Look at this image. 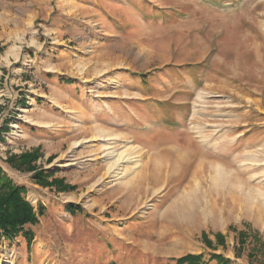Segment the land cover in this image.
Returning <instances> with one entry per match:
<instances>
[{
	"label": "rangeland",
	"instance_id": "obj_1",
	"mask_svg": "<svg viewBox=\"0 0 264 264\" xmlns=\"http://www.w3.org/2000/svg\"><path fill=\"white\" fill-rule=\"evenodd\" d=\"M0 166L41 208L0 264H264V0H0Z\"/></svg>",
	"mask_w": 264,
	"mask_h": 264
},
{
	"label": "trees",
	"instance_id": "obj_2",
	"mask_svg": "<svg viewBox=\"0 0 264 264\" xmlns=\"http://www.w3.org/2000/svg\"><path fill=\"white\" fill-rule=\"evenodd\" d=\"M38 149L22 152L19 155H11L5 159V162L13 169L19 171H32L34 179L37 183L44 186L56 185L61 188L62 180L53 178L48 181V176H45L42 169L38 170L35 167V161L39 158ZM73 188L71 185H64L62 189ZM26 188L22 185L14 183L3 171L0 166V237L5 236L9 239H13L21 233L22 237L30 243L33 239V233L30 230H25L26 225H35L38 223V216L41 214V208L38 210L31 205V203L25 198ZM66 210L70 213H74L72 205H66ZM247 233L244 231L237 232V239L240 246H245L247 242ZM255 236L253 234L252 238ZM215 245L211 239L208 238L206 233H202V240L205 246L209 249H215L217 245H224V235L220 232L214 234ZM255 240V239H254ZM258 242V247L255 252L262 247L264 252V242L261 240ZM238 253V252H237ZM237 253L235 255H237ZM251 254H255L253 251ZM249 255V256H250ZM210 257L217 260L216 264H229L230 260L225 258L221 254L212 253ZM200 255L186 254L176 261V264H206L200 262Z\"/></svg>",
	"mask_w": 264,
	"mask_h": 264
},
{
	"label": "bare ground",
	"instance_id": "obj_3",
	"mask_svg": "<svg viewBox=\"0 0 264 264\" xmlns=\"http://www.w3.org/2000/svg\"><path fill=\"white\" fill-rule=\"evenodd\" d=\"M116 161V160H115ZM201 200H199V199H197V200H194L192 203H191V210L193 211V212H198V211H200V210H202V207H200V206H202L201 205ZM194 205V208H192V206ZM187 213H188V211H187ZM186 213V214H187ZM206 214V213H205ZM207 216V214L206 215H202V214H199V217H200V219H202V217H206Z\"/></svg>",
	"mask_w": 264,
	"mask_h": 264
}]
</instances>
